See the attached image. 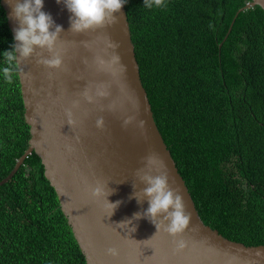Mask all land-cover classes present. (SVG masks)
<instances>
[{"label":"trees","instance_id":"1","mask_svg":"<svg viewBox=\"0 0 264 264\" xmlns=\"http://www.w3.org/2000/svg\"><path fill=\"white\" fill-rule=\"evenodd\" d=\"M248 2L124 5L153 119L200 219L264 246V11ZM13 46L0 4V69ZM29 139L18 75L0 72V181ZM0 264H87L34 152L0 186Z\"/></svg>","mask_w":264,"mask_h":264},{"label":"water","instance_id":"2","mask_svg":"<svg viewBox=\"0 0 264 264\" xmlns=\"http://www.w3.org/2000/svg\"><path fill=\"white\" fill-rule=\"evenodd\" d=\"M0 4L15 44L18 22L12 18L8 0H0ZM254 6L264 11V0H250L244 9ZM42 11L63 28L57 42L63 65L58 70L49 69L37 65L36 57L20 64L31 75L29 79L18 75L24 118L30 128L29 146L0 186L34 152L87 264H264V246H245L227 240L200 219L153 119L140 80L125 5L116 14L118 23L83 34L69 32L71 14L64 4L43 0ZM43 56L47 58L48 53ZM85 91L92 102L84 98ZM66 110L73 113L72 126L67 123ZM100 118L104 122L97 127ZM150 153L163 159L170 184L179 187L187 211L192 214L189 229L175 238L187 242L179 253L175 252L174 238L163 229L154 236L156 228L147 219L118 226L149 207L147 199L138 204L129 197L135 185L137 198L144 199L139 190L146 186L135 173L145 167L144 157ZM97 181L114 190L107 197L109 202L122 201L111 217L104 199L91 195ZM192 226H197L198 231H191ZM110 247L118 249V258L106 255Z\"/></svg>","mask_w":264,"mask_h":264},{"label":"clouds","instance_id":"3","mask_svg":"<svg viewBox=\"0 0 264 264\" xmlns=\"http://www.w3.org/2000/svg\"><path fill=\"white\" fill-rule=\"evenodd\" d=\"M56 2L64 4L71 14L69 32L83 34L118 23L116 14L121 11L127 0H56ZM8 3L12 9V18L18 22V27L14 30V39L17 43L14 44L11 51L3 53L6 66L0 69V72H2L4 80L8 84H12L17 75L29 79L31 75L24 72L20 64L32 57H36L37 65L49 69H60L63 59L61 52L57 49V42L60 40L63 28L55 25L51 15L42 11L43 0H14V2L8 0ZM143 6L151 9L154 6L161 8L166 5L165 0H143ZM53 28L54 31H51ZM113 46L118 47V45ZM44 52L48 53L47 58L43 56ZM97 94L106 95L104 92ZM83 95L88 102H92V97L88 95L87 91ZM73 106H78V102ZM66 116L67 123L70 126L74 125L75 121L71 110H66ZM103 122V118L98 119L96 126L101 127ZM144 165V168L137 169L135 173L140 183L146 186L139 190V194L144 199L137 198L138 192L135 190V185H133L134 191L129 199H136L138 204L147 199L149 207L145 211L134 213L131 219L119 223L118 226H129L135 220L147 219L156 228L154 236L163 229L174 238L175 252H182L187 247V242L175 238L182 236L189 229L192 214L187 211V205L179 187H172L170 184L169 173L163 159L156 153H150L144 157ZM153 171L157 174L153 175ZM107 185L97 181V186L91 190V195L93 198L102 197L104 199L106 207L111 209L108 216L111 217L122 201L115 203L108 201L107 197L114 194V190L109 189ZM191 231H198L197 226H192ZM106 255L118 258L119 251L115 247H110L106 249Z\"/></svg>","mask_w":264,"mask_h":264}]
</instances>
